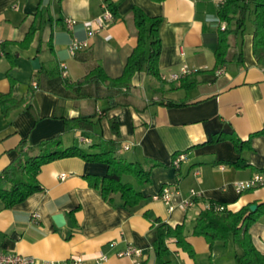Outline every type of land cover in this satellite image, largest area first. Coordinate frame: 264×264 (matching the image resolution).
Instances as JSON below:
<instances>
[{
    "label": "crops",
    "instance_id": "1",
    "mask_svg": "<svg viewBox=\"0 0 264 264\" xmlns=\"http://www.w3.org/2000/svg\"><path fill=\"white\" fill-rule=\"evenodd\" d=\"M224 1L0 0V172L17 158L22 143L34 147L58 138L63 148L85 150L101 139L114 141L118 158L124 153L127 157L121 159L141 164L149 173L147 184L123 178L143 198L128 209L119 197L106 203L89 185V176L106 175V165L75 157L48 162L38 174L42 191L12 209L0 201V254L57 262L78 258L81 264H237L231 241L210 244L192 229L199 214L211 207L237 213L264 206V187L242 194L234 187L264 173V68L252 55L253 18L244 33L229 36L220 76L189 77L195 82L190 86L183 83L185 77L169 79L184 66L198 72L215 68L220 33L228 28L218 18ZM103 5L111 8L114 21L98 33L87 32L83 23L96 19ZM134 9L161 19V79L144 71L134 75L128 106L107 111L105 99L63 101L35 88L60 65L67 68V84L82 80L95 66L111 80L120 78L137 46ZM67 18L76 22L71 30L63 22ZM75 41L86 47L71 55ZM34 59L37 70L30 64ZM1 98L18 106L4 114ZM174 103L184 106L168 105ZM80 118L92 124L88 131L77 125ZM216 118L230 124L235 138L249 140V148L237 152L226 139L208 144L204 122ZM112 119L118 136L110 128ZM178 155L184 159L174 168ZM163 191L170 195L167 205L153 199ZM261 212L247 233L264 255ZM58 215L64 220L59 227L53 221ZM163 225L184 226L189 252L169 239L168 255L156 256L154 243ZM128 247L141 256L118 257Z\"/></svg>",
    "mask_w": 264,
    "mask_h": 264
},
{
    "label": "trees",
    "instance_id": "2",
    "mask_svg": "<svg viewBox=\"0 0 264 264\" xmlns=\"http://www.w3.org/2000/svg\"><path fill=\"white\" fill-rule=\"evenodd\" d=\"M253 16L252 51L254 59L259 67L264 68V0H225L218 11V18L225 22L228 28L220 33V42L215 49L214 55L216 66L210 72H195L185 77L183 83L194 85L189 77L206 75L209 80L216 77L225 65V55L228 48V38L237 32L244 33L246 22ZM135 26L137 29V46L132 55L127 59L122 76L116 80L109 79L101 68L95 66L82 80L75 84H67L60 76V71L51 76H46L39 88L54 95L60 100H76L81 98L105 99L108 101V110L128 106V98L134 75L143 72L155 79H161L158 70V58L160 53V40L158 29L161 24L160 18H149L142 11L134 9ZM240 55L238 56V58ZM82 61H85L82 59ZM181 80V81H182ZM180 81V80H179ZM177 82V81H176ZM1 106L4 114L18 106L12 100L4 101L1 98ZM169 106L182 107L183 103L168 104ZM81 129L88 131L92 124L84 118L77 121ZM208 144L230 140L237 152L249 148V140L243 142L235 138L233 128L228 123L212 119L204 122ZM110 128L118 136L117 124L110 120ZM117 144L111 140H99L89 145L87 150L70 147L63 148L59 139L44 141L34 147L22 143L18 148V156L11 164L0 172V201L5 209H12L26 201L30 196L42 191L38 181V174L42 166L63 158L75 157L86 162L101 163L106 165L107 172L103 178L89 176V185L100 193L106 203H112L114 197H119L121 204L133 209L143 199L141 194L133 187L125 184L123 178L130 177L138 184L149 182V173L141 164H132L116 156ZM264 206L251 212L243 208L237 213L218 211L211 207L202 211L196 219L192 229L195 236H203L210 244L215 242L231 243L239 250L236 256L237 264H264V255H261L253 246L248 232L249 227L256 222V218L262 213ZM174 239L178 247L189 252L186 242L184 226L170 227L160 226L157 231V240L154 243V252L157 257L168 255L166 241Z\"/></svg>",
    "mask_w": 264,
    "mask_h": 264
},
{
    "label": "built area",
    "instance_id": "3",
    "mask_svg": "<svg viewBox=\"0 0 264 264\" xmlns=\"http://www.w3.org/2000/svg\"><path fill=\"white\" fill-rule=\"evenodd\" d=\"M115 19L111 8H109L106 5L102 6V12L101 14L94 20H90L87 22L83 23V27L87 32H97L101 31L106 25H108L109 23H112ZM65 23V26L68 30H71L74 25L76 24V22L72 19L69 20V18L65 19V21H63ZM225 28L224 26H222L221 29ZM106 39H109L108 37ZM86 45L79 43V42H73L71 47H70V54L74 55L77 51L81 50L82 48H85ZM181 73L179 75H171L169 77V79L171 81H177L180 78L183 77H187L190 75L195 74V72L197 73L198 71L196 70H189L186 66H184L181 69ZM221 72H217L216 76H220ZM67 68L65 65H60V76L62 79L66 80L67 79ZM184 159L183 155H178L174 161H173V166L174 168H177L179 163ZM64 176H61V179H63ZM235 190L237 194H242L245 191H249L255 188H260V187H264V173L255 175L254 177H252L249 180L246 181H239L236 182L234 184ZM168 191H163L162 193L155 195L153 197V199L155 201H161L164 204H169L170 201V195L167 193ZM192 196H195L196 194L191 192ZM184 206H189L190 203L189 202H185L183 204ZM218 211H223L224 209L218 208ZM34 219L38 218V215H33ZM141 256V252L135 248L132 247H128L125 251L121 252L120 254H118V257H127V258H132V257H140ZM82 260L78 259V258H74V259H69V260H65V261H38L32 257H27V256H20V255H3L0 254V264H81ZM135 264H139L137 262H135Z\"/></svg>",
    "mask_w": 264,
    "mask_h": 264
},
{
    "label": "water",
    "instance_id": "4",
    "mask_svg": "<svg viewBox=\"0 0 264 264\" xmlns=\"http://www.w3.org/2000/svg\"><path fill=\"white\" fill-rule=\"evenodd\" d=\"M31 66L33 67V69L37 70L39 67V61L38 59H34L32 61H30ZM250 211H254L256 209V206H250ZM53 221L56 224L57 227H59L62 223H64L63 217L58 215V216H54L53 217Z\"/></svg>",
    "mask_w": 264,
    "mask_h": 264
},
{
    "label": "rangeland",
    "instance_id": "5",
    "mask_svg": "<svg viewBox=\"0 0 264 264\" xmlns=\"http://www.w3.org/2000/svg\"><path fill=\"white\" fill-rule=\"evenodd\" d=\"M252 18H253V16H251V19H252ZM248 27L251 28V22H248V23H247V28H248ZM151 80H153V82L155 83L154 79L151 78ZM83 148H85V147L83 146ZM119 157H120V158H126L127 156H126V154L123 153V154H121ZM236 252H237V254L240 253L239 250H237V249H236ZM233 264H235V263L233 262Z\"/></svg>",
    "mask_w": 264,
    "mask_h": 264
}]
</instances>
